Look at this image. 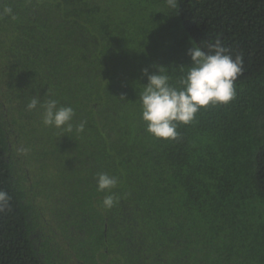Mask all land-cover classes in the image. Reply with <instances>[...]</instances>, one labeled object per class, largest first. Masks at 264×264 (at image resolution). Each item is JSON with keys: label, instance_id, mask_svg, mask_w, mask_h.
Masks as SVG:
<instances>
[{"label": "trees", "instance_id": "16d2710c", "mask_svg": "<svg viewBox=\"0 0 264 264\" xmlns=\"http://www.w3.org/2000/svg\"><path fill=\"white\" fill-rule=\"evenodd\" d=\"M217 39L243 56L235 98L149 134L143 70L179 87ZM0 190V264H264V0H0Z\"/></svg>", "mask_w": 264, "mask_h": 264}, {"label": "clouds", "instance_id": "9594fccd", "mask_svg": "<svg viewBox=\"0 0 264 264\" xmlns=\"http://www.w3.org/2000/svg\"><path fill=\"white\" fill-rule=\"evenodd\" d=\"M171 7H176V0H168ZM5 14H11V8H4ZM13 18H15L13 16ZM191 65L180 77L179 87L171 83V77L165 73L163 66H158L157 72L147 76V84L139 93L141 118L146 124V131L155 138L176 139L178 123L188 124L195 114L203 107L216 104H227L236 96L235 81L243 72V56L233 58L229 49L217 39L208 45L204 51L199 44L193 43L188 50ZM29 111L38 107L43 109V124L56 128H64L67 132L73 130L72 119L75 115L71 106H58V102L49 99L41 102L38 97H32L26 105ZM85 123L81 122L76 131L83 132ZM21 153L27 149L20 148ZM97 191H106L102 206L112 208L118 202L111 190L117 186V180L107 173H98L95 177ZM10 196L0 190V212L9 207Z\"/></svg>", "mask_w": 264, "mask_h": 264}]
</instances>
